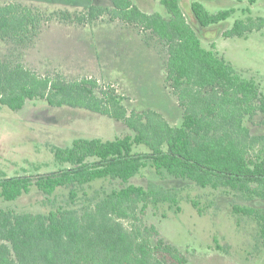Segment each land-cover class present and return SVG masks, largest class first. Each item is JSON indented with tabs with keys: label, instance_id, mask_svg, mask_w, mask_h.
Returning <instances> with one entry per match:
<instances>
[{
	"label": "trees",
	"instance_id": "obj_1",
	"mask_svg": "<svg viewBox=\"0 0 264 264\" xmlns=\"http://www.w3.org/2000/svg\"><path fill=\"white\" fill-rule=\"evenodd\" d=\"M112 2L111 7L91 5L65 19L93 24L108 15L155 35L167 49L165 79L183 109L182 122L173 125L153 109L129 114L126 97L96 77L67 79L59 72L41 74L23 62H0V105L20 110L28 100L42 99L54 107L108 115L131 130L114 139L80 137L70 146L53 147L63 166L57 171L0 178L4 200H17L34 187L47 195L69 188L71 200L69 207L47 213L0 209V264H187L188 257L177 246L153 239L156 226L137 224L138 214H145L150 205L167 203L180 211L175 190L129 183L88 197L87 187L96 181L128 183L149 166L157 174L203 188H228L264 200V133L253 134L245 123V116L260 111L264 124L261 83L239 73L215 42L206 47L199 32L221 24L236 8L211 12L194 0L187 14L181 0H161L169 13L164 17L144 11L133 0ZM44 15L39 7L20 2L0 5V38L35 40ZM263 26L264 17L248 15L220 33L243 37ZM140 146L145 150H135ZM80 195L85 199L77 204ZM192 203L202 214L197 202ZM234 211L255 218L264 240V211L252 206H235Z\"/></svg>",
	"mask_w": 264,
	"mask_h": 264
},
{
	"label": "rangeland",
	"instance_id": "obj_2",
	"mask_svg": "<svg viewBox=\"0 0 264 264\" xmlns=\"http://www.w3.org/2000/svg\"><path fill=\"white\" fill-rule=\"evenodd\" d=\"M194 0H181L187 14ZM211 12L235 7L236 12L221 24L199 30L203 43L216 50L244 77L255 78L264 92V26L247 36L224 37L221 28L230 29L236 19L248 15L264 17V0L250 5L248 0H200ZM20 2L39 7L43 13L42 30L31 42L0 38V62H23L41 74L61 73L67 79L96 77L124 95L129 114L153 109L171 124L179 125L183 109L165 79L166 46L150 31L108 15L93 24H78L75 18L91 5L113 6L112 0H0V5ZM147 12L169 17L161 0H133ZM250 9V13L244 9ZM191 18V16H189ZM263 114L245 116L253 134H263ZM126 124L108 115L83 108L54 107L45 100H28L20 110L0 105V178L36 175L57 171L63 166L53 154V147L70 146L75 138L114 139L129 134ZM145 146L135 150H145ZM129 183L146 188L175 190L180 211L169 204L150 205L138 214L137 224L154 225L162 238L177 246L188 257L187 264H264V240L260 223L253 217L236 213L235 206H252L264 211V200L250 198L228 188L200 187L192 181L157 174L146 167L128 183L99 180L87 187L88 197H98ZM80 195L77 204L83 203ZM196 201L202 214L193 205ZM71 205L69 188L47 195L37 188L17 200L0 196V209L47 213ZM131 226V223L125 222Z\"/></svg>",
	"mask_w": 264,
	"mask_h": 264
}]
</instances>
